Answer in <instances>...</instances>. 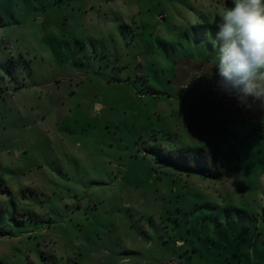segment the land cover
<instances>
[{
	"label": "rangeland",
	"instance_id": "rangeland-1",
	"mask_svg": "<svg viewBox=\"0 0 264 264\" xmlns=\"http://www.w3.org/2000/svg\"><path fill=\"white\" fill-rule=\"evenodd\" d=\"M231 0H0V264H264V103L217 87Z\"/></svg>",
	"mask_w": 264,
	"mask_h": 264
},
{
	"label": "clouds",
	"instance_id": "clouds-1",
	"mask_svg": "<svg viewBox=\"0 0 264 264\" xmlns=\"http://www.w3.org/2000/svg\"><path fill=\"white\" fill-rule=\"evenodd\" d=\"M215 26L217 87L242 107L264 103V0H231Z\"/></svg>",
	"mask_w": 264,
	"mask_h": 264
}]
</instances>
